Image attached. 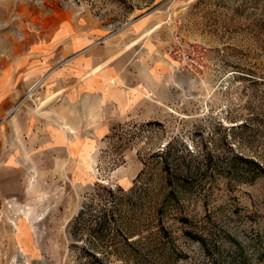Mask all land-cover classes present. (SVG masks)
<instances>
[{"label": "rangeland", "instance_id": "rangeland-1", "mask_svg": "<svg viewBox=\"0 0 264 264\" xmlns=\"http://www.w3.org/2000/svg\"><path fill=\"white\" fill-rule=\"evenodd\" d=\"M66 17L148 48L106 121L63 112V152L21 88L19 141L0 130V264H264V0H0V69ZM35 117L36 150L4 168Z\"/></svg>", "mask_w": 264, "mask_h": 264}, {"label": "crops", "instance_id": "crops-1", "mask_svg": "<svg viewBox=\"0 0 264 264\" xmlns=\"http://www.w3.org/2000/svg\"><path fill=\"white\" fill-rule=\"evenodd\" d=\"M133 24L137 35L134 39H138L149 25L145 17ZM102 34L103 30L97 26H85L79 20L66 17L50 24L46 37H32L28 49L0 69V130L8 131V126L11 127V136L19 141L21 130L16 123L17 112L24 101H28L27 98L20 100L21 88L29 91L35 87L32 95L40 93L46 101L45 115L38 117L51 123L58 117L59 124L53 123L45 131L48 141L44 151L48 153L63 152V132L64 137L76 136L77 129L72 126H68L69 132L63 131L65 110L75 115L79 111L85 114L91 111L90 121H106L108 115L103 107L116 104L118 98H129L136 91L131 76L133 53L138 46L148 48V37L126 49L132 42L118 44ZM138 62L133 61L134 64ZM89 107L95 108L89 110ZM88 119L85 117L84 122L90 123ZM35 121H29L26 130H22L24 138L28 139H24L23 145L2 146L4 168H14L10 161L21 162V154L30 155L36 150L32 138L34 131L38 132L36 123L40 120L35 117ZM23 166L31 168L29 161Z\"/></svg>", "mask_w": 264, "mask_h": 264}, {"label": "built area", "instance_id": "built-area-1", "mask_svg": "<svg viewBox=\"0 0 264 264\" xmlns=\"http://www.w3.org/2000/svg\"><path fill=\"white\" fill-rule=\"evenodd\" d=\"M34 89H35V87H33L32 89H30L29 91H28V95H27V97H32V94H33V91H34Z\"/></svg>", "mask_w": 264, "mask_h": 264}, {"label": "trees", "instance_id": "trees-1", "mask_svg": "<svg viewBox=\"0 0 264 264\" xmlns=\"http://www.w3.org/2000/svg\"><path fill=\"white\" fill-rule=\"evenodd\" d=\"M162 163L165 165L166 168H168V160H167L166 156L163 159Z\"/></svg>", "mask_w": 264, "mask_h": 264}]
</instances>
